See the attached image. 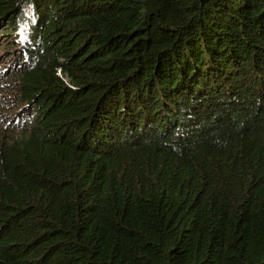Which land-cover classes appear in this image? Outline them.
I'll return each mask as SVG.
<instances>
[{
	"label": "trees",
	"instance_id": "trees-1",
	"mask_svg": "<svg viewBox=\"0 0 264 264\" xmlns=\"http://www.w3.org/2000/svg\"><path fill=\"white\" fill-rule=\"evenodd\" d=\"M0 38V264H264V0H0Z\"/></svg>",
	"mask_w": 264,
	"mask_h": 264
},
{
	"label": "rangeland",
	"instance_id": "rangeland-1",
	"mask_svg": "<svg viewBox=\"0 0 264 264\" xmlns=\"http://www.w3.org/2000/svg\"><path fill=\"white\" fill-rule=\"evenodd\" d=\"M18 32L21 33V34H24V32L21 31V30H19ZM11 38H12L11 35H9V36H7V37H3V39H9V40H10ZM1 39H2V38H0V43H1ZM0 47H1V46H0ZM0 60H1V59H0ZM7 60H8V58H7ZM2 63H3V64H6V62H2Z\"/></svg>",
	"mask_w": 264,
	"mask_h": 264
}]
</instances>
